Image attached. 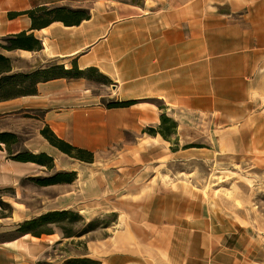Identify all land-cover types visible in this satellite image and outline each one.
<instances>
[{"label": "crops", "instance_id": "crops-1", "mask_svg": "<svg viewBox=\"0 0 264 264\" xmlns=\"http://www.w3.org/2000/svg\"><path fill=\"white\" fill-rule=\"evenodd\" d=\"M62 6L86 9L90 18L34 29L24 14ZM23 32L43 49H1L12 73L58 62L95 69L109 83L61 78L0 101V121L14 119L0 133L23 136L25 149L52 156L55 171L77 173L73 184L44 188L62 192L39 213L20 206L0 217V233L52 211L77 209L87 220L110 212L117 221L109 237L94 238L82 257L101 264H264V234L255 224L244 225L250 222L244 214L220 206L213 191L199 192L192 185L197 171L181 169L213 159L211 147H183L198 136L213 141L215 124L237 117L230 110L245 105L251 78L264 71V0H0V39ZM103 101L135 104L108 109ZM163 112L178 124L169 141L144 133L160 126ZM45 127L92 152L94 162L53 147L41 134ZM176 138L180 149L173 151ZM38 169L45 168L12 161L0 148V185L19 186ZM54 236L0 241V264H44Z\"/></svg>", "mask_w": 264, "mask_h": 264}, {"label": "rangeland", "instance_id": "rangeland-1", "mask_svg": "<svg viewBox=\"0 0 264 264\" xmlns=\"http://www.w3.org/2000/svg\"><path fill=\"white\" fill-rule=\"evenodd\" d=\"M121 1L140 4L144 0ZM251 82L253 88L245 105L237 106V110H230L231 115L237 117L225 119V126L217 127L215 124L213 141L210 136H198L192 145L183 147L184 149L211 147L213 159L208 160L207 163L197 160L196 164L184 165L181 169L183 173H187L190 169L197 171L198 181L192 185L197 186L199 192H204L206 196L208 192L213 191L215 196L220 198V206L225 205V209L230 212L244 214L250 222L243 224L248 226L255 224L264 234V71L262 74L256 73V77H252ZM36 115L41 121L43 114ZM13 122L12 118L1 120L0 128L4 124ZM20 138V145H14L15 151L25 149L24 137L20 136ZM173 138L175 136L169 140ZM176 140L178 144L171 148L173 151L180 149L179 140L176 138L175 143ZM197 152L201 153L200 150ZM55 172V169L53 171L47 168L38 169L31 176L44 177ZM27 178H23L19 186L7 183L0 185V200L5 203L4 206H0L1 218L11 216L14 207L20 206L23 210L26 208L39 213L45 203L51 200L53 203L56 202L62 192V187H53L45 191V187L36 186ZM71 210L82 216L84 221L80 220L73 224L64 222L53 227L55 236L49 238L53 242L50 243V248L42 260L44 264H73L72 259L84 258L82 256L89 252L93 239L108 238L110 228L114 227L117 221L115 213L106 212L87 220L77 209ZM94 220L98 227L83 236H78L87 224ZM62 227L71 229L76 236L65 238ZM13 230L14 228L6 231L8 232H5L6 234L0 233V241L17 236L15 232L9 235Z\"/></svg>", "mask_w": 264, "mask_h": 264}, {"label": "trees", "instance_id": "trees-1", "mask_svg": "<svg viewBox=\"0 0 264 264\" xmlns=\"http://www.w3.org/2000/svg\"><path fill=\"white\" fill-rule=\"evenodd\" d=\"M32 20L34 29H42L54 22H62L66 26L79 25L82 21L90 18V13L86 9H73L70 7H38L36 9L25 12ZM20 14L12 13L11 18L18 17ZM14 51L18 49L38 51L43 49L42 43L36 40L33 35L26 32L18 35H13L0 39V50ZM13 72V63L10 58L0 53V101L12 99L14 97L28 95L29 93H36V86L42 82H48L55 79H80L88 78L99 83L107 84L109 80L100 74L97 70L91 69L89 71H81L76 65L72 69H67L64 64L54 62L50 65L37 69L27 74H15ZM160 109L163 105L156 102ZM103 104L108 109L126 108L135 104L134 101H103ZM177 122L168 117L166 112L161 115V124L158 128L148 127L144 130L152 136L161 135L165 140L171 139L172 136L177 135ZM42 136L55 148L69 157L84 163H93L94 154L88 150L75 147L64 140L58 138L50 128L45 127L41 131ZM21 138L12 132L0 133V148L4 146L8 159L20 163H33L47 168L50 171L55 169V159L45 152L32 153L27 149L15 151L14 145H20ZM178 141L176 140V143ZM193 147V146H191ZM174 149V148H173ZM27 180L39 187H49L55 185H69L77 180V173L75 171H56L49 176L30 177ZM4 202L0 200V206H4ZM74 217V218H73ZM84 221L74 210L52 211L41 214L32 219L25 220L18 224L16 228L9 232L17 233V236L7 238L3 241L16 239L25 235H32L36 238H41L45 235L54 234V226L64 222L71 224L77 221ZM96 220L87 224L86 228L78 234L83 236L90 231L97 228ZM65 238L75 237L76 234L65 227L61 228ZM73 264H101L99 261L89 257L75 258L71 260Z\"/></svg>", "mask_w": 264, "mask_h": 264}]
</instances>
